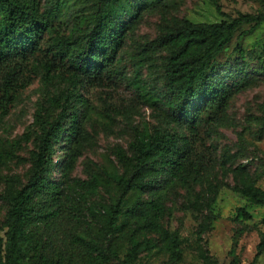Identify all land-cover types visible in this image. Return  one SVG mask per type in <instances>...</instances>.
<instances>
[{"label":"rangeland","instance_id":"obj_1","mask_svg":"<svg viewBox=\"0 0 264 264\" xmlns=\"http://www.w3.org/2000/svg\"><path fill=\"white\" fill-rule=\"evenodd\" d=\"M38 1L42 12L58 8L59 15L54 22L59 34L45 32L40 57L53 53L61 36L88 44L96 35L101 10L109 9L105 5L108 0ZM217 1L229 17L217 13L213 0H113L109 6L118 28L126 26L127 33L104 83L78 86L74 104L80 110V132L72 141L65 133L56 142L50 181L64 182L73 191L77 201L73 213L77 215L114 207L122 192L115 176L126 173L119 153L131 162L130 167L135 163L131 159L137 154L138 138L155 132L174 135L181 143L187 137L206 166L201 180L190 177L182 184L165 177L152 181L157 192L163 191L162 224L179 233L180 256H173L157 234L138 232L136 220L126 212L134 205L131 192L115 238L120 260L109 264H232L235 259L237 264H264V248L258 254L264 238V205L251 203L237 190L235 174L244 170L264 188V22L240 27L216 57L219 79L238 85L223 111H204L195 131L167 105L168 53L157 50L142 55L147 44L182 27L185 20L221 22L239 13H264V0ZM25 69L31 83L18 91L8 114L0 120V193L7 181L28 183L43 132L38 118L52 122L60 112L54 98L63 101L69 88L58 76L45 80L35 57ZM191 106L197 107L199 102L194 100ZM93 178L98 180L96 189L80 185ZM151 195L152 191H147L141 198ZM196 199L201 203L194 208L191 203ZM7 211V203L0 198L2 236L7 230ZM85 218V229L94 233L96 222ZM132 234L142 244L131 256ZM147 238L158 246L147 248Z\"/></svg>","mask_w":264,"mask_h":264},{"label":"trees","instance_id":"obj_2","mask_svg":"<svg viewBox=\"0 0 264 264\" xmlns=\"http://www.w3.org/2000/svg\"><path fill=\"white\" fill-rule=\"evenodd\" d=\"M213 1L217 13L229 17L218 1ZM112 2L105 3L109 9L107 12L101 10L96 35L88 44L80 38L61 36L55 44V51L40 57L38 53L42 50L45 32L59 34L54 25L59 17L58 8L42 12L38 0H0V120L8 114L18 91L31 83L25 68L32 57L42 66L45 80L58 76L69 83L64 100L54 98L60 112L53 121L45 123L41 116L38 118L43 132L39 151L34 153L33 173L28 183L17 185L7 181L4 193H0V198L8 205L7 230L4 236L0 235V264H109L120 260L115 238L123 216V205L131 192L135 195L134 205L126 212L136 220L138 232L157 234L173 256L181 254L179 233L170 232L162 224L163 191L157 192L152 181L169 177L185 184L190 177L196 181L202 179L206 169L203 156L194 152L187 137L181 143L169 133L166 136L159 132L141 134L135 145L137 154L131 159L135 163L130 167L128 163L131 162H126L120 152L119 157L126 163V173L115 176L122 192L114 207L90 209V213L77 215L73 213L77 207L73 191L64 182L49 179L56 142L65 133L72 141L80 132V110L74 104L78 86L104 83L127 33L126 26H117L113 8L109 7ZM262 22L264 13H239L221 22L185 20L182 27L144 47L142 55H151L157 50L168 53L166 102L178 116L191 123L193 131L205 110L223 111L227 107L233 88L238 85L219 79L216 57L240 27ZM194 100L199 106H191ZM235 174L239 179L237 190L251 203L264 205V188L244 170L239 169ZM97 181L93 178L80 185L96 189ZM147 191H152V195L142 200ZM66 200H69L68 204ZM200 203L196 199L191 205L197 208ZM85 217L96 222L94 233L85 229ZM129 243L131 256L135 255L142 241L132 234ZM145 245L147 248L158 246L155 240L148 238ZM263 248L264 238L258 254ZM232 264H237L236 259Z\"/></svg>","mask_w":264,"mask_h":264}]
</instances>
